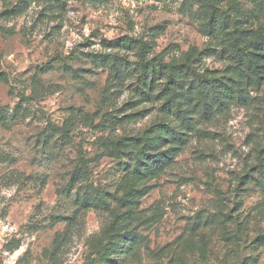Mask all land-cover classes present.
I'll return each mask as SVG.
<instances>
[{
  "label": "rangeland",
  "instance_id": "obj_1",
  "mask_svg": "<svg viewBox=\"0 0 264 264\" xmlns=\"http://www.w3.org/2000/svg\"><path fill=\"white\" fill-rule=\"evenodd\" d=\"M0 74V264H264V0H0Z\"/></svg>",
  "mask_w": 264,
  "mask_h": 264
},
{
  "label": "trees",
  "instance_id": "obj_2",
  "mask_svg": "<svg viewBox=\"0 0 264 264\" xmlns=\"http://www.w3.org/2000/svg\"><path fill=\"white\" fill-rule=\"evenodd\" d=\"M217 31V35H218V37L220 38V39H222V41L224 42V43H227V44H230L231 43V38H230V36H229V34L228 33H226V32H223L222 31V29L219 27V30L217 29L216 30ZM249 59H251L252 60V62H254V60L252 59V58H249ZM236 71H242V70H236ZM4 78H3V76L0 74V80H3ZM170 133V135H173L170 131L168 132V134Z\"/></svg>",
  "mask_w": 264,
  "mask_h": 264
}]
</instances>
